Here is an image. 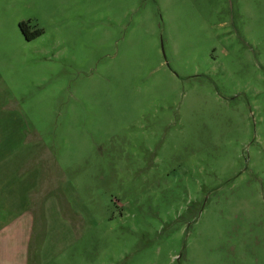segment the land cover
<instances>
[{
	"label": "rangeland",
	"instance_id": "obj_1",
	"mask_svg": "<svg viewBox=\"0 0 264 264\" xmlns=\"http://www.w3.org/2000/svg\"><path fill=\"white\" fill-rule=\"evenodd\" d=\"M5 224L0 264H264V0H0Z\"/></svg>",
	"mask_w": 264,
	"mask_h": 264
},
{
	"label": "crops",
	"instance_id": "obj_2",
	"mask_svg": "<svg viewBox=\"0 0 264 264\" xmlns=\"http://www.w3.org/2000/svg\"><path fill=\"white\" fill-rule=\"evenodd\" d=\"M15 227H11L10 224L0 226V248L10 244H17L18 246L21 243L24 244L26 241L25 234H22L19 229H14Z\"/></svg>",
	"mask_w": 264,
	"mask_h": 264
},
{
	"label": "trees",
	"instance_id": "obj_3",
	"mask_svg": "<svg viewBox=\"0 0 264 264\" xmlns=\"http://www.w3.org/2000/svg\"><path fill=\"white\" fill-rule=\"evenodd\" d=\"M19 29H20L21 33L24 35L25 39L28 41L41 35V31L37 29L34 33H32L31 36H29L27 34V28H26V25L24 23L19 24Z\"/></svg>",
	"mask_w": 264,
	"mask_h": 264
}]
</instances>
